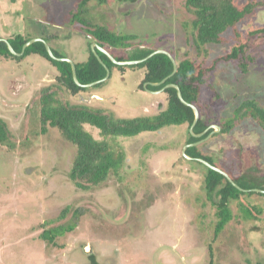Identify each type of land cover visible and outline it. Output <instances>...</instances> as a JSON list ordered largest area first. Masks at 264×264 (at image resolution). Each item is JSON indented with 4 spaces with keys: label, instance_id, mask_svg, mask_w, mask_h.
Here are the masks:
<instances>
[{
    "label": "rangeland",
    "instance_id": "obj_1",
    "mask_svg": "<svg viewBox=\"0 0 264 264\" xmlns=\"http://www.w3.org/2000/svg\"><path fill=\"white\" fill-rule=\"evenodd\" d=\"M2 1L8 14L0 19V35L47 37L73 62L87 60L92 37L72 22L83 0ZM251 1L260 5L237 27L243 42L249 31L264 26V0H235L239 7ZM84 10L81 16L91 24L136 35L134 46L164 50L176 63L190 60L202 67L200 105L209 106L210 127L220 128L200 144L202 152L232 180L264 182V132L257 121L246 118L221 133L225 119L244 101L264 106V38L251 41L253 60L245 73L227 58L235 30L222 43L197 48L184 0H90ZM59 76L36 54L21 61L0 59V118L12 135L9 144L0 145V264H93V255L97 264H264V219L244 220L238 203L231 204L235 218L213 237L218 218L203 189L206 169L183 154L186 126L105 138L86 124L95 140L119 150L125 161L100 186L78 188L69 176L76 146L56 128L41 133L37 103L43 91L54 93L63 105H83L119 119L158 116L167 94L141 88L145 69L137 65L114 66L101 87L76 96L60 86ZM99 95L100 100L94 97ZM241 201L256 216L257 208L264 209V196ZM75 216L79 225L73 232L53 244L41 238Z\"/></svg>",
    "mask_w": 264,
    "mask_h": 264
},
{
    "label": "trees",
    "instance_id": "obj_2",
    "mask_svg": "<svg viewBox=\"0 0 264 264\" xmlns=\"http://www.w3.org/2000/svg\"><path fill=\"white\" fill-rule=\"evenodd\" d=\"M90 0H83L78 12L73 13L72 22H78L86 29L87 34L92 37L89 42V56L83 63L76 65L78 80L82 85L92 84L103 80L107 71L105 66L98 60L90 48V44L96 42L102 48L108 49L112 56L117 61H138L149 57L154 51L151 48L141 47V45L134 46L133 43L138 39L136 35L117 34L109 30L105 26L91 24L85 16L84 6ZM104 2L105 0H99ZM132 1V0H127ZM187 10L192 15L190 25L192 27V35L197 48L201 49L204 46L222 43L224 35L231 30H235L234 39L235 45L232 47L230 54L227 56L228 60L242 69L245 73L251 63V57L248 55L253 48V42L258 38H264V26L257 27L248 32V38L241 41V33L237 30L240 23L251 17L259 2L251 1L244 6L239 7L235 0H184ZM33 36H25L19 34L14 38L9 39L10 44L16 53H21L24 45L34 39ZM44 41H49L47 37H40ZM125 51L123 55H116L115 51ZM56 58H67L64 53L53 49ZM39 55L52 64L60 76L58 77L60 86L65 88L72 95H77L80 92H86L88 88L79 87L72 74V65L66 61H59L49 56L44 42H36L29 46L25 54L21 57L15 56L9 50L8 45L2 41L0 42V59H16L21 60L22 57L29 55ZM106 66L114 69V64L107 55L98 52ZM127 54V55H126ZM145 69L144 83H148V89L152 91H160L169 84H175L182 92L183 99L194 106L200 112L198 123L191 133V127L195 120V115L189 106L184 105L179 97L178 91L175 88H167V106L165 110L161 111L156 117H142L136 119H119L113 114H107L104 111H96L85 106H70L63 105L55 98V94L48 89L43 91L42 98L38 106L40 107L39 120L42 124L41 133L46 135L52 128H56L61 132L62 136L71 142L77 148V155L74 161L73 168L70 172V180L73 181L78 188L89 190L93 187L100 186L106 182L112 174L118 173L123 168L125 156L119 150L111 149L107 142L97 141L93 136L85 130L84 126L91 125L98 129L103 137H133L142 132H158L169 127H187V139L185 146L196 143L205 139L214 130L209 129L211 125V111L209 106L202 109L201 102V86L204 83L205 71L202 67L197 66L190 60L177 62V72L174 73V63L166 54H156L148 60L137 65ZM127 66H119L120 69H125ZM111 76V75H110ZM110 77L105 81L107 82ZM165 83L160 86L153 84ZM105 82L100 83L96 87H101ZM143 84L141 87H143ZM93 88V87H92ZM246 118H252L257 121L258 126L264 132V106L257 100H246L238 106L231 116L225 119L221 133L228 134L234 127ZM209 131L202 137L198 138L194 135ZM12 139L8 125L0 118V145L9 144ZM204 145V144H203ZM189 147L186 150V155L196 159H203L210 164L218 167L213 157L202 152V146ZM200 163V162H198ZM206 169L203 183L204 192L207 201L213 205L215 215L218 221L214 224L213 237L216 239L226 227L235 218V214L231 209V204L238 203L244 220L249 221L253 219H261L264 217V209L257 208V216L254 215L251 209L247 208L242 200L243 196L258 195L264 196V193H257L254 189H261L264 191V182L256 179H248L242 177L233 180L239 188L235 187L224 175L210 169L203 163H200ZM256 208V207H255ZM68 208L62 213L60 218L67 215ZM262 214V215H261ZM77 215V214H76ZM79 225L78 216L74 217L73 221L53 227L44 231L42 239L48 243L53 244L58 237H62L67 233L73 232ZM210 253L213 251L212 246H209ZM213 254L211 253V256ZM93 264H97L95 256H91Z\"/></svg>",
    "mask_w": 264,
    "mask_h": 264
},
{
    "label": "water",
    "instance_id": "obj_3",
    "mask_svg": "<svg viewBox=\"0 0 264 264\" xmlns=\"http://www.w3.org/2000/svg\"><path fill=\"white\" fill-rule=\"evenodd\" d=\"M45 42L43 39H32L30 41H28L24 47H23V50L20 54L16 53L15 50L13 49L12 45L8 42L7 45L9 47V50L11 51L12 54L16 55V56H20V55H23L24 52L26 51V49L31 46L32 44L36 43V42ZM45 45H46V49H47V52L49 54L50 57L56 59V60H59V61H66L68 63H70L72 65V74H73V79L75 81V83L79 86V87H84V88H91V87H94V86H97L99 85L100 83L102 82H105L111 75V70L108 66L105 65V63L103 62V60L101 59V57L99 56L98 52H102L103 54L107 55L109 57V59L115 63L116 65L118 66H132V65H138L146 60H148L149 58H151L152 56L156 55V54H166L168 55L171 60L173 61L174 63V66H175V69H174V73L177 72V63L176 61L174 60V58L167 52V51H164V50H156L154 51L149 57L145 58L144 60H138V61H125V62H120V61H117L106 49L102 48L98 43L94 42L92 45H91V50L92 52L95 54V56L98 58V60L105 66L106 68V71H107V75L106 77L101 80V81H97V82H94L92 84H88V85H82L79 80H78V76H77V69H76V65L75 63L71 60V59H68V58H64V59H59V58H56L53 51H52V48L50 47V45H48L46 42H45ZM166 80L162 81L161 83H158V84H153L155 86H160L161 84L165 83ZM167 88H175L177 89L178 91V97L180 99V101L186 105V106H189L190 108H192L193 112H194V115H195V120H194V123L191 127V133H193V129L194 127L196 126V124L198 123V120L200 118V112L198 110V108L192 104H189L187 103L184 99H183V96H182V92L180 91L179 87L175 84H169L167 85L165 88H163L162 90L158 91V92H154V91H151L153 94H157V93H161V92H164L165 89ZM213 129L214 131L209 134L205 139H202L196 143H193V144H189V145H186L184 147V150H183V154L190 160H193V158L189 157L186 155V150L189 148V147H194V146H199L200 144L204 143L205 141H207L208 139H210V137H212L213 134L217 133L218 132V129H220L218 126H212L210 127L209 129ZM206 130L204 133L202 134H199V135H194L198 138H202L208 131ZM196 161L200 162V163H203L205 166L209 167L210 169L212 170H215L217 172H219L220 174L224 175L235 187L239 188V186L229 177V175L224 172L223 170H221L220 168L218 167H215L213 166L212 164H210L209 162L203 160V159H196ZM240 189V188H239ZM258 192H260L259 190H256Z\"/></svg>",
    "mask_w": 264,
    "mask_h": 264
},
{
    "label": "crops",
    "instance_id": "obj_4",
    "mask_svg": "<svg viewBox=\"0 0 264 264\" xmlns=\"http://www.w3.org/2000/svg\"><path fill=\"white\" fill-rule=\"evenodd\" d=\"M4 8H6L5 5H4V2H3L2 0H0V19H4V20H6L7 17L4 16V15H5V14H8V13H5ZM5 17H6V18H5ZM8 19H9V18H8ZM5 35H6V34H1V35H0V42L4 41L5 43H6V42L10 43V42H9V39L15 37V36H14V37H10V38H9V37L5 38ZM16 36H17V35H16ZM37 38L39 39L40 37H37ZM37 38H35V39H37ZM41 39H42V38H41ZM43 40H44V39H43ZM89 41H90V40H89ZM42 42H43V41H42ZM45 42H46V41H45ZM45 42H44V43H45ZM46 43H47L48 45H50V47L52 48V51H53V49L58 50V51H61L60 48L58 49L57 47H55V46L52 44V42H51L50 39H49V41H47ZM6 44H7V43H6ZM92 44H93V43H92ZM92 44H90V48H91V45H92ZM62 51H63V50H62ZM109 52H110V51H109ZM15 56H16V55H15ZM20 56H21V55H20ZM20 56H19V57H20ZM66 57H67V56H66ZM68 59H69V58H68ZM87 59H88V58H87ZM120 62H124V61H120ZM74 63H75V64H78V63H81V62H75V61H74ZM127 67H128V66H127ZM126 70H127V69H126ZM59 75H60V73H59ZM144 78H145V77H144ZM144 78H143V81H144ZM47 81H48V80H47ZM143 81H141V83H139V86H140V87L142 86ZM148 85H149L148 83H144V84H143V87H141V88H143V89H145V90H148ZM149 90H150V89H149ZM165 90H166V89H165ZM154 92H158V91H154ZM81 94H83V92H80V93H78L77 95H81ZM75 96H76V95H75ZM94 97H95V98L98 97V100L102 99L100 95H99V96H94ZM110 102L114 103L115 101H114L113 99H110ZM183 150H184V149H183ZM256 190H259L260 192H258V191H256ZM254 191L257 192V193H264L263 190L258 189V188H257V189H254Z\"/></svg>",
    "mask_w": 264,
    "mask_h": 264
},
{
    "label": "flooded vegetation",
    "instance_id": "obj_5",
    "mask_svg": "<svg viewBox=\"0 0 264 264\" xmlns=\"http://www.w3.org/2000/svg\"><path fill=\"white\" fill-rule=\"evenodd\" d=\"M19 54H20V53H19ZM24 54H25V52H24ZM24 54H23V55H24ZM23 55H21V56H23ZM21 56H20V57H21ZM29 57H31V55H29V56H27V57H24V58L22 57L21 60H25L26 58H29ZM21 60H19V61H21Z\"/></svg>",
    "mask_w": 264,
    "mask_h": 264
},
{
    "label": "clouds",
    "instance_id": "obj_6",
    "mask_svg": "<svg viewBox=\"0 0 264 264\" xmlns=\"http://www.w3.org/2000/svg\"><path fill=\"white\" fill-rule=\"evenodd\" d=\"M216 167V166H215Z\"/></svg>",
    "mask_w": 264,
    "mask_h": 264
}]
</instances>
